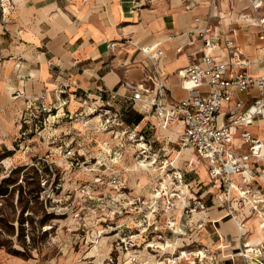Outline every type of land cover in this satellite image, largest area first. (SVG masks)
<instances>
[{
    "label": "crops",
    "instance_id": "0c3cea01",
    "mask_svg": "<svg viewBox=\"0 0 264 264\" xmlns=\"http://www.w3.org/2000/svg\"><path fill=\"white\" fill-rule=\"evenodd\" d=\"M210 1L190 0L187 7L181 0H12L9 11L5 8L8 15L4 13L0 16V145L7 144L5 137L19 133L21 122L16 123L14 119L17 114L19 116L22 99L31 101L43 96L44 102H53L58 99L62 87L71 95V103L66 106L69 110L78 108L79 98L85 95L71 91H86L96 99L97 104L109 105L124 117V126L114 133H100V140H93L92 143L107 145L110 140L116 139L115 145H129V141L123 139L127 132L121 131L135 130L138 135H145L148 150L144 157L149 158L151 154L148 151L153 144H158L159 150L164 151L165 143L180 142L178 134L184 130L182 120L164 125L152 107L128 97L123 83L125 80L141 82L143 67L152 73L153 66L145 55V49L151 52L159 48L162 49L158 59L159 69L168 85V99L185 98L187 90L181 84L182 69L189 61L185 54L177 53V40L169 36L192 27L195 17L204 16L210 10L214 15L212 32L216 35L228 33L250 60L251 75L263 74L264 23L258 25L255 22L264 18V0L260 1L257 11L251 7L250 0H212L211 6ZM247 13L249 17H245ZM211 52L220 60L226 59L222 48H214ZM100 90L107 91L101 98L98 96ZM114 92L117 95L112 97ZM256 94L257 88L253 86L242 96L249 103ZM234 101L232 99L222 106L217 124L222 122L224 113L234 105ZM243 129L260 138L264 144V118H260L252 123L236 125L230 148L248 151L249 144L243 141L240 134ZM190 150L204 162L207 183L198 180L199 174L203 177L206 173L198 174L196 159L190 158L184 169L179 166V160L185 158ZM176 151L172 154L173 163L167 169L180 170L182 180L186 182L181 187L182 197L176 199L170 209H164L159 199L156 214L150 212L152 202L135 206L133 213L144 216L147 213L154 219L153 223H148V233L157 239L155 245L164 248H151L153 253L149 252L150 246L146 244L140 250L128 249L125 253L128 259L124 264H136L133 256L137 261L143 260L142 264H158L152 263V259L166 258L157 253L172 256L181 251H188L189 254L177 264H264V198L259 203V212L250 213L249 207L238 212V220L244 223L239 226L228 215L225 205L219 203V189L198 152L191 148L182 150L175 161ZM152 155L159 157L158 153ZM132 160L133 171H149V165H138L136 157ZM256 161L262 165L257 171L253 163ZM247 167L253 173L254 183L264 190V155L251 156ZM146 173L138 178L139 182H145V186L148 182ZM130 176L135 177L133 174ZM161 176L158 180L163 178ZM194 184L200 186L190 190ZM209 184L211 188L205 189L204 186ZM127 195L142 196L148 201L153 196L149 190L140 194L130 190ZM197 198L205 203V208L189 212L188 208ZM167 219L175 221L173 229L166 225ZM245 242L250 247H259L261 253L245 254ZM148 243L154 245L151 240ZM197 250L206 253V256L199 258L194 254ZM138 251L146 252L148 259L141 257L144 253L140 255Z\"/></svg>",
    "mask_w": 264,
    "mask_h": 264
},
{
    "label": "rangeland",
    "instance_id": "374dc122",
    "mask_svg": "<svg viewBox=\"0 0 264 264\" xmlns=\"http://www.w3.org/2000/svg\"><path fill=\"white\" fill-rule=\"evenodd\" d=\"M11 3L12 0H0V16L8 15ZM3 7L8 11L3 12ZM61 89L62 93L59 92L53 102H44L43 96L31 101L22 99L19 116L14 119L16 123L21 122L19 133L5 137L7 144L0 145V264H124L128 259L126 250H140L150 244L148 240L154 242L148 247L149 252L153 253L151 248L163 249L164 246L155 245L157 239L148 233V223H153L154 219L133 214L135 206L153 203V196L148 201L127 193L149 190L153 194L159 187L160 174L165 182L169 180L161 170L166 159L171 161L177 150L174 154L177 161L181 151L186 149L181 148L180 142L165 143L164 151L153 144L147 158L126 134L123 139L129 141V145H115L116 139L107 145L92 143L99 139L100 133H113L112 128L117 130L114 123H104L105 116L100 115L105 113L104 105L97 104L96 99L88 95L85 101L79 98L78 108L69 110L66 106L71 103L70 92ZM71 92L81 95L75 90ZM239 94L244 95V91ZM60 103L64 110L59 115ZM70 140H73L70 146L75 154L65 157L64 149L70 147L65 142ZM155 153L159 155L156 160L152 155ZM133 156L138 159V165H149V171L145 172L147 186L138 181L145 173L131 169ZM190 158L197 159L194 160L196 170L204 175V162L191 150L179 160V166L187 167ZM140 159L152 163L143 165ZM157 165L161 167L158 169ZM152 166L156 167L155 171L150 170ZM113 177L122 185H110ZM199 179L207 183V173L203 177L199 174ZM199 186L194 184L190 190ZM210 186L204 188L210 189ZM138 252L148 259L146 252ZM159 253L163 259L169 257V262L154 258L152 263L177 264L168 253ZM135 260L136 264L143 263V260Z\"/></svg>",
    "mask_w": 264,
    "mask_h": 264
},
{
    "label": "built area",
    "instance_id": "2783aa9c",
    "mask_svg": "<svg viewBox=\"0 0 264 264\" xmlns=\"http://www.w3.org/2000/svg\"><path fill=\"white\" fill-rule=\"evenodd\" d=\"M186 6H190V0H181ZM254 11L259 8V0H250ZM209 5H212V0ZM3 7V12H4ZM4 14V13H3ZM213 14L211 10L204 16L195 17V24L185 30L169 36L177 40V53L185 54L189 64L183 69V78L189 82L184 86L187 96L180 100L168 99V85L163 81L159 69L158 59L162 55V49L149 52L145 49V55L150 59L153 72L148 73L145 67L141 82L125 80L124 86L128 91V97L133 101H141L152 107L154 113L161 119L164 125L182 120L184 130L178 134L181 148L187 147L198 152L199 156L207 163L211 179L216 183L219 194L218 201L225 205L228 215L233 217L239 226L244 223L238 220V212L249 207L250 213L260 211L259 203L264 198V190L254 183L253 173L247 167V161L251 156H263V141L254 137L250 131L241 130V138L248 143V151L230 148L232 134L236 125L242 123H252L260 118H264V73L253 76L250 73V60L245 57L241 48L228 33L216 35L212 32ZM247 13L245 17H249ZM264 23V18H259ZM195 47V48H194ZM222 48L226 53V59L220 60L212 54L214 48ZM257 88V94L248 103L240 91H246L250 87ZM62 89L59 90L62 93ZM106 90H100L98 96H104ZM85 94V95H84ZM83 101L87 100L88 93L84 91ZM117 95L112 93V97ZM235 99L234 105L223 115L222 122L217 124L218 114L225 103ZM105 124L112 122L118 129L124 126V120L119 111L112 109L109 105H104ZM99 115V116H100ZM120 130V129H119ZM110 131H116L112 128ZM127 132L126 136L136 143L142 152L148 150L145 135L139 134L135 130L121 131ZM70 140L66 145H71ZM143 143L144 145H141ZM63 145V144H60ZM118 153V152H116ZM75 153L73 148L66 147L64 156L71 157ZM169 162V163H167ZM173 161H167L162 165V171L167 174V182L162 178L158 188L153 192V203L150 212H156V203L162 200L166 209L175 205V200L182 197L181 187L186 185L182 180L179 169H167ZM256 164V171L260 165ZM109 184L117 187L122 185L115 177ZM205 208V203L200 199H194L188 208L189 212L195 209ZM148 218L147 213L144 216ZM168 225L173 229L175 221H168ZM148 227H145L147 230ZM246 252L261 253L259 247H250L247 242ZM247 244V245H246ZM132 245V244H131ZM184 251L172 255L175 263H179L182 257H186L189 252L183 255ZM199 258L202 256L201 250L194 252ZM169 260V257L166 258ZM169 262V261H168Z\"/></svg>",
    "mask_w": 264,
    "mask_h": 264
},
{
    "label": "bare ground",
    "instance_id": "6f19581e",
    "mask_svg": "<svg viewBox=\"0 0 264 264\" xmlns=\"http://www.w3.org/2000/svg\"><path fill=\"white\" fill-rule=\"evenodd\" d=\"M261 2L259 1V4H260ZM258 4V5H259ZM242 8V7H241ZM242 13V12H241ZM255 24H258V25H263V23H262V21H260V20H257L256 22H255ZM264 29V28H263ZM157 49H159V48H157ZM157 49H154L153 51H151L152 53L153 52H155ZM182 71H183V69H182ZM184 74V73H183ZM183 80H182V86L184 87V86H188L189 85V82H187L184 78H182ZM59 107V111H58V114L60 115V114H62L63 113V110H64V107H63V103H60V105L58 106ZM176 132V131H175ZM172 134V133H171ZM141 145H144L143 143H141ZM183 148H185V149H189V148H187V147H183ZM154 159L156 160V157H154ZM197 160V159H196ZM142 162V163H141ZM140 163L141 164H143V165H145V164H151L152 162L150 161V162H147V161H145V160H141L140 159ZM151 169V171H155L156 170V167L155 166H152V167H150ZM204 172H206V170L204 169V167H203V170H202V173H204ZM168 177V176H167ZM165 178H166V176H165ZM168 181V180H167ZM148 245V244H147ZM151 245H153V243L152 244H149L148 246H151ZM108 248H109V246H108ZM202 253V252H201ZM104 254H105V252H104ZM186 253H183V255H185ZM204 254L202 253V256H203ZM170 261H172L171 259H170ZM174 262V261H173Z\"/></svg>",
    "mask_w": 264,
    "mask_h": 264
},
{
    "label": "trees",
    "instance_id": "16d2710c",
    "mask_svg": "<svg viewBox=\"0 0 264 264\" xmlns=\"http://www.w3.org/2000/svg\"><path fill=\"white\" fill-rule=\"evenodd\" d=\"M123 120H124V117H123Z\"/></svg>",
    "mask_w": 264,
    "mask_h": 264
}]
</instances>
